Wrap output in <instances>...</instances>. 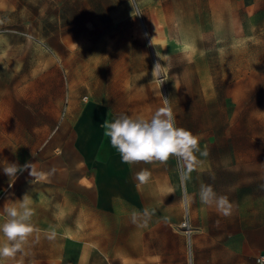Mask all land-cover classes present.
Wrapping results in <instances>:
<instances>
[{"label": "rangeland", "instance_id": "1", "mask_svg": "<svg viewBox=\"0 0 264 264\" xmlns=\"http://www.w3.org/2000/svg\"><path fill=\"white\" fill-rule=\"evenodd\" d=\"M164 98L208 155L196 154L187 181L171 158L131 165L133 177L151 171L147 184L109 188L104 163L119 167L118 152L104 155L99 136L85 163L74 145L79 117L104 104L149 118ZM8 164H31L35 175L8 177ZM100 170L106 188L75 185ZM201 183L228 197L230 215L201 203ZM25 195L39 229L31 240L62 264H255L264 248V0H0L2 205ZM145 208L154 212L147 225L133 223V209Z\"/></svg>", "mask_w": 264, "mask_h": 264}, {"label": "clouds", "instance_id": "2", "mask_svg": "<svg viewBox=\"0 0 264 264\" xmlns=\"http://www.w3.org/2000/svg\"><path fill=\"white\" fill-rule=\"evenodd\" d=\"M154 40L155 37L150 41L153 46ZM203 54L201 52V55ZM101 126L105 130L104 135L110 138L111 146L118 151L123 163L134 165L143 162L166 165L171 158H176L185 169L182 177L184 181L190 178L191 172L200 164L196 154L199 153L203 157L208 155L207 146L203 151L201 150L200 138L197 135L177 126L173 110L166 98L163 100V105L149 118L142 115L120 114L113 121L105 120ZM27 168H31V164L24 166L8 164L3 171L8 177H16L19 171ZM30 175H35L32 168ZM151 175V171L142 169L134 174V179L138 182V186L144 185L149 182ZM41 178H44L43 175ZM198 195L202 204L215 206L224 216L230 215L232 205L228 197L217 195L211 185L201 183ZM3 213L6 219L0 224V233H2L0 264H15L18 254H26V246L39 229L32 223L34 211L30 207L27 195L19 201L18 206L5 203ZM153 214L154 212H150L147 208L142 213L133 209L131 220L133 223L142 220L143 225L146 226ZM53 236L54 234L49 236V239ZM38 239L39 237L36 236L37 242Z\"/></svg>", "mask_w": 264, "mask_h": 264}, {"label": "crops", "instance_id": "3", "mask_svg": "<svg viewBox=\"0 0 264 264\" xmlns=\"http://www.w3.org/2000/svg\"><path fill=\"white\" fill-rule=\"evenodd\" d=\"M92 106H88L83 114L79 117L77 123V134L74 140L75 149L79 152L83 158L85 163H91L92 158L97 155V151L99 150V136L104 135V128L101 126L105 120L113 121L117 118V114L111 110L106 105L102 104L99 106L98 104H91ZM101 150L105 151L104 155H109L108 152L110 151H117L113 148L110 144V138L106 137L103 138L102 144H100ZM118 152V151H117ZM117 165L119 167H114L115 162L113 159L107 158L105 161V165L111 171L110 177H107V181L112 182V185L109 188L113 189H123V188H134L132 184L134 182V177L132 176V167L131 164H125L122 162V158L117 154ZM88 176V175H87ZM89 177H85L88 180ZM103 172L100 170L98 171L97 177L94 183L84 184L79 182L81 177L75 182L81 186H84L87 189H90L95 186L96 189L106 188L103 184ZM128 182V185H126ZM4 217L3 213V205H2V197H0V222ZM2 237V235H0ZM264 249V248H262ZM261 249V250H262ZM260 251V250H259ZM258 251V252H259ZM25 255H19L16 258L15 264H62L60 260L57 259L55 256H46V247L45 241L38 240L37 244H34L33 240H30L29 245L25 248Z\"/></svg>", "mask_w": 264, "mask_h": 264}, {"label": "built area", "instance_id": "4", "mask_svg": "<svg viewBox=\"0 0 264 264\" xmlns=\"http://www.w3.org/2000/svg\"><path fill=\"white\" fill-rule=\"evenodd\" d=\"M255 264H264V249L255 255Z\"/></svg>", "mask_w": 264, "mask_h": 264}]
</instances>
